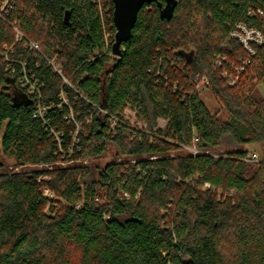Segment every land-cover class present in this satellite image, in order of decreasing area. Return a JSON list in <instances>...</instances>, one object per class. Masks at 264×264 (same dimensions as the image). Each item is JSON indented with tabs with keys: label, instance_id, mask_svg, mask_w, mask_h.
<instances>
[{
	"label": "trees",
	"instance_id": "1",
	"mask_svg": "<svg viewBox=\"0 0 264 264\" xmlns=\"http://www.w3.org/2000/svg\"><path fill=\"white\" fill-rule=\"evenodd\" d=\"M112 10L0 0V264H264V0Z\"/></svg>",
	"mask_w": 264,
	"mask_h": 264
},
{
	"label": "water",
	"instance_id": "2",
	"mask_svg": "<svg viewBox=\"0 0 264 264\" xmlns=\"http://www.w3.org/2000/svg\"><path fill=\"white\" fill-rule=\"evenodd\" d=\"M113 3L112 19L115 33L111 44V54L121 55V44L125 42L136 22L139 10L144 4L155 2L161 18L169 20L179 0H111Z\"/></svg>",
	"mask_w": 264,
	"mask_h": 264
},
{
	"label": "built area",
	"instance_id": "3",
	"mask_svg": "<svg viewBox=\"0 0 264 264\" xmlns=\"http://www.w3.org/2000/svg\"><path fill=\"white\" fill-rule=\"evenodd\" d=\"M249 12L261 14V8H258L257 10H255V12L252 10ZM231 36L238 38L242 42L244 48L249 53H252V54L254 53V50L250 46V42L252 41V42L259 43L262 40L261 31L259 29L254 28V27L249 28L243 23H239L236 25V28L231 32ZM246 63H249L248 59L245 60L240 66L236 68L237 75L240 74V72L243 70V65ZM44 110H45V107L38 106V115L42 116V113L44 112ZM54 136L57 142L60 143V136L57 133H54ZM247 159L250 161H260L261 160V158H257V154L255 153L249 154V157ZM45 195H52V194L47 189H45Z\"/></svg>",
	"mask_w": 264,
	"mask_h": 264
},
{
	"label": "rangeland",
	"instance_id": "4",
	"mask_svg": "<svg viewBox=\"0 0 264 264\" xmlns=\"http://www.w3.org/2000/svg\"><path fill=\"white\" fill-rule=\"evenodd\" d=\"M260 91L262 94H264V87L260 86ZM199 95L206 104V106L209 108L210 111H217L218 116L221 118H225L227 116V113L223 109L218 110V105L215 102L212 94L203 88L202 86L199 87ZM133 117V115H132ZM165 125V121L162 119L158 120V126L163 127ZM247 149V152L249 154L255 153L257 154V158H262L264 155V145L261 143H249L244 146ZM113 152L109 151L105 153L103 156H100L93 160V164H98L99 166H103L113 158Z\"/></svg>",
	"mask_w": 264,
	"mask_h": 264
}]
</instances>
